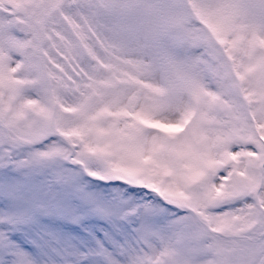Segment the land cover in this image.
Listing matches in <instances>:
<instances>
[{
	"label": "snow or ice",
	"instance_id": "obj_1",
	"mask_svg": "<svg viewBox=\"0 0 264 264\" xmlns=\"http://www.w3.org/2000/svg\"><path fill=\"white\" fill-rule=\"evenodd\" d=\"M0 264H264V0H0Z\"/></svg>",
	"mask_w": 264,
	"mask_h": 264
}]
</instances>
